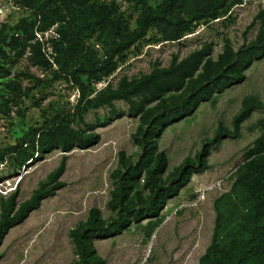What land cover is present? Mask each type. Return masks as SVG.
Wrapping results in <instances>:
<instances>
[{
	"label": "rangeland",
	"instance_id": "1",
	"mask_svg": "<svg viewBox=\"0 0 264 264\" xmlns=\"http://www.w3.org/2000/svg\"><path fill=\"white\" fill-rule=\"evenodd\" d=\"M208 1L0 0V197L17 192V203L24 202L66 155L60 178L65 186L9 230L0 246V264H71L78 256L69 231L86 220L91 208H98L106 223L114 217L107 203L118 154L123 151L134 163L140 153L131 141L138 119L129 114L126 103L112 96L123 80H138L205 45L216 60L226 48L236 51L254 40L258 26L250 24L264 0H239L216 20L192 24L178 40H171L177 27L154 22L144 38L113 56L119 40L137 29L148 9L175 21L187 20ZM90 6L96 12L109 10L108 19L98 23L86 17ZM18 36L22 46L12 49L10 42ZM38 47L48 68L36 59ZM105 55L112 58L108 69L96 72ZM244 73L243 82L202 102L191 116L161 135L158 149L167 157L165 183L184 159L194 158L212 140L219 124L232 128L245 97L262 100L264 58L254 60ZM59 121L78 132L94 131L100 140L85 150L75 148L65 154L54 149L31 163L25 161L32 151L36 157L40 134ZM263 124L264 111H254L242 124L239 137L212 146L209 168L192 174L157 218L133 223L115 237L95 239L94 247L105 264H199L212 242L215 205L225 207L218 235L223 253L231 254L232 240L251 207V201L238 193L236 173L247 162ZM226 195L231 196L229 204Z\"/></svg>",
	"mask_w": 264,
	"mask_h": 264
},
{
	"label": "trees",
	"instance_id": "2",
	"mask_svg": "<svg viewBox=\"0 0 264 264\" xmlns=\"http://www.w3.org/2000/svg\"><path fill=\"white\" fill-rule=\"evenodd\" d=\"M238 1L209 0L204 7L190 14L187 20L178 21L170 19L164 13L156 14L148 9L139 19L137 29L119 40V44L112 50L113 56L144 38L154 22H165L177 27L171 37L174 41L189 32L192 24L216 20L228 6ZM85 15L102 23L108 19L110 11L102 9L96 12L95 7L90 6L86 8ZM42 22L45 20L42 19ZM253 26H258L254 40L243 44L236 51L226 48L215 60L209 56L211 47L205 45L186 58L180 61L175 58L168 67L156 68L138 80H123L118 90L112 93L113 99L126 103L129 114L138 119L131 141L139 148L140 153L134 163L127 161L123 151L118 154V167L111 173L112 189L107 203L108 209L114 214L110 222L103 220L98 208H91L86 220L69 231V239L78 256L71 264H105V260L96 252L95 239L115 237L133 223L157 218L165 208L167 200L178 195L180 189L190 181L192 174L209 168L210 148L217 146L225 138L239 137L242 124L252 113L264 111V91L262 100L245 97L232 119V128L228 129L219 124L212 140L205 143L194 158L184 159L171 180L165 183L163 175L167 168V157L158 149L159 138L170 125L191 116L202 102H208L216 94H222L232 85L243 82L244 71L254 60L264 58V7L254 16L250 24V27ZM10 44L12 49L20 48L21 38L18 36L12 39ZM36 59L45 68L49 67L40 47L36 50ZM111 59V56L106 55L100 58L101 62L95 71L108 69ZM78 73L91 72L79 70ZM73 78L78 82L75 75ZM138 98L141 101L136 102L135 99ZM99 140V134L94 131L78 132L63 121L55 122L40 134L36 157L34 158L32 151L24 160L31 163L54 149L65 154L75 148L85 150L96 145ZM245 161L247 162L236 173V186H239L238 193L251 201L246 223L232 240L231 254H224L218 233L219 221L225 207L215 205L217 222L212 242L200 258L199 264H264V124L260 137L256 139L254 148L245 157ZM65 165L66 155H63L46 181L40 183L31 196L20 204L17 203V192L0 197V246L10 229L21 224L32 211L40 207L43 200L55 196L65 186L60 180ZM225 198L229 204L231 196L226 195ZM1 258L0 254V260Z\"/></svg>",
	"mask_w": 264,
	"mask_h": 264
}]
</instances>
